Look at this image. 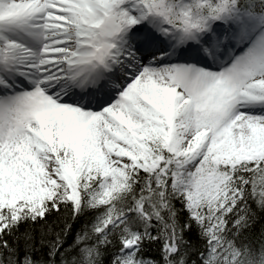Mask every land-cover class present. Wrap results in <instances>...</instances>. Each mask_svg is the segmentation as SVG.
<instances>
[{"label": "snow or ice", "instance_id": "6c2138e0", "mask_svg": "<svg viewBox=\"0 0 264 264\" xmlns=\"http://www.w3.org/2000/svg\"><path fill=\"white\" fill-rule=\"evenodd\" d=\"M0 264H264V0H0Z\"/></svg>", "mask_w": 264, "mask_h": 264}]
</instances>
